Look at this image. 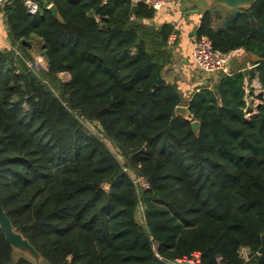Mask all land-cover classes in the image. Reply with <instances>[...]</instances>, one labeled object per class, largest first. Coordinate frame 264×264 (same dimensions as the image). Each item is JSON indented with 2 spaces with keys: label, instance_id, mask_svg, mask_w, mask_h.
I'll list each match as a JSON object with an SVG mask.
<instances>
[{
  "label": "trees",
  "instance_id": "16d2710c",
  "mask_svg": "<svg viewBox=\"0 0 264 264\" xmlns=\"http://www.w3.org/2000/svg\"><path fill=\"white\" fill-rule=\"evenodd\" d=\"M25 1L3 9L13 48H0V202L45 264H168L195 251L203 264H264V97L246 111L252 82L264 88V0L229 31L205 10L196 39L258 60L187 100L163 72L175 25L151 23L145 0H35L34 15ZM35 39L39 73L15 51L34 60ZM0 264H35L1 226Z\"/></svg>",
  "mask_w": 264,
  "mask_h": 264
},
{
  "label": "crops",
  "instance_id": "0c3cea01",
  "mask_svg": "<svg viewBox=\"0 0 264 264\" xmlns=\"http://www.w3.org/2000/svg\"><path fill=\"white\" fill-rule=\"evenodd\" d=\"M181 2H179L174 6L164 8L163 10L158 12L155 18L152 19L150 22L155 25H160L163 22H170L173 25H175L176 30L173 34H171L174 36L173 37L174 40L173 43L169 45V49L172 52V59L171 62L167 64V66L164 68L163 72H164L165 80L168 83H172V84L175 83L179 85L185 100H187L195 92V90L198 91L200 88L204 86L212 87L213 83L211 79L210 81H206L207 83H204L201 86L199 70L194 60V43L196 40L195 30H197L199 27L201 17L197 16L196 18L195 17L188 18L189 16L187 15L185 20L183 18L181 19V15H179L178 12V8ZM186 8L194 9V7L191 5H187ZM215 8L214 9L216 11L214 10L213 13L215 28L229 31L231 29V23H230L231 20L228 19L227 16L230 15L229 12L233 13L232 17L234 20L235 15L239 9H226L223 6H216ZM220 8H224V9L222 10ZM3 9L4 7L1 8V15L3 16V19L6 23V17ZM206 9L208 8L203 7L200 9L202 14L205 12ZM190 13H194V11H191ZM5 30L7 32L6 36L0 34L1 49L12 47L9 38L7 23ZM4 39H6V41H4ZM39 42H40L39 39H35L29 50V52L34 56V58H37L38 56L42 55L40 52V48L38 47ZM29 44L30 43L28 42V45ZM257 60L258 57L256 55L246 53L245 51L243 53L237 54L236 59L231 63V67H230L231 72L237 70L238 68L241 69L252 68L253 64ZM45 63H47L46 58H45ZM61 76L65 78L66 81L69 80L71 77L68 72H62ZM254 86H255V90H254L255 92L253 94L251 92L252 94L250 95L251 97L256 95V90L258 91L257 87L261 86V84L258 80L253 81L251 87L254 88Z\"/></svg>",
  "mask_w": 264,
  "mask_h": 264
},
{
  "label": "built area",
  "instance_id": "2783aa9c",
  "mask_svg": "<svg viewBox=\"0 0 264 264\" xmlns=\"http://www.w3.org/2000/svg\"><path fill=\"white\" fill-rule=\"evenodd\" d=\"M10 0H0V8H3ZM180 0H145V3L152 9H154L156 12H160L166 7H171L176 4H178ZM25 6L27 9L28 14L34 15L36 14L39 9V3L35 0H26ZM49 5L48 7H50ZM173 35H170L168 44L173 43ZM13 48V47H11ZM16 55L23 59V61L26 63L29 70L34 71L36 73H39L41 70H47V63H45V57L44 56H38L37 58H34V60H29L21 51L15 50ZM245 50L243 47H239L234 50L230 51H223L221 49L215 48L213 41L206 35H203L195 40L194 43V60L198 67L199 72L207 75V76H213L217 74H230L231 73V63L236 58L237 54L243 53ZM63 80L66 81L65 78L59 75ZM215 79V78H212ZM216 80V79H215ZM258 79H255L254 81H257ZM255 88V86H254ZM258 91L256 90L255 96H250L248 98V108L246 111L247 117L250 118L257 112L258 105L262 103V93L264 94V88L259 86L257 87ZM136 186L141 188H149L150 183L148 180L142 176V175H136L133 178ZM138 187V188H139ZM141 218L144 220V213H143V205L140 206ZM154 249L157 252V256L160 257L158 253V244L155 242ZM242 256L246 259H250V253L247 249H243L241 252ZM218 262L222 263V257H218ZM168 264H203L202 260V254L199 251L193 252L189 256H184L181 258L171 259L167 260Z\"/></svg>",
  "mask_w": 264,
  "mask_h": 264
},
{
  "label": "water",
  "instance_id": "95a60500",
  "mask_svg": "<svg viewBox=\"0 0 264 264\" xmlns=\"http://www.w3.org/2000/svg\"><path fill=\"white\" fill-rule=\"evenodd\" d=\"M257 0H183L187 5L194 7L192 11L199 12L201 8L206 7L208 9L216 6H223L228 9H248L252 7L253 3ZM49 9L55 17H59V11L56 5L52 4ZM197 34V30H195ZM25 46H28L27 41H23ZM264 97V94L262 93ZM176 113L186 119H191L192 114L190 109L186 105H179L176 108ZM193 130L195 133H199L201 123L198 120L192 122ZM0 226L5 233L8 243L13 247L14 252L19 253L21 256L34 262L35 264H45V260L39 251L31 244V242L20 232L16 230L11 219L8 217L7 212L4 210L0 202ZM260 255H264V233L262 235V245L258 251Z\"/></svg>",
  "mask_w": 264,
  "mask_h": 264
},
{
  "label": "rangeland",
  "instance_id": "374dc122",
  "mask_svg": "<svg viewBox=\"0 0 264 264\" xmlns=\"http://www.w3.org/2000/svg\"><path fill=\"white\" fill-rule=\"evenodd\" d=\"M187 7V5H186V3L185 2H181V4H180V6H179V8H178V12H179V15H181V19L183 18L184 20H185V18H186V16L188 15L189 17L188 18H191V17H201V15H202V12L200 11V12H194V13H190L191 11H192V9L191 8H186ZM220 9H224V8H220ZM177 11V10H176ZM236 11V10H235ZM229 16H227V18L228 19H230L231 21L233 20V13H231V12H229ZM5 27H6V23H5V21H4V19H3V16L1 15V8H0V34H2L3 36H6L7 35V32H6V30H5ZM4 41H6V39H4ZM5 43V42H4ZM12 44V43H11ZM220 74H217L216 76L215 75H213V76H207V75H205V74H203V73H201V72H199V77H200V83H201V86L204 84V83H207L206 81H210L212 78H215V79H217L218 78V76H219ZM215 79H212V83H213V85H214V83L216 82V80ZM253 94V93H252ZM92 129L94 130V131H96V132H98L99 133V131H98V129L97 128H95V127H92ZM140 215V217H141V214H139ZM140 219H142V218H140ZM15 254H16V256L18 257V256H20V257H22L19 253H17V252H15Z\"/></svg>",
  "mask_w": 264,
  "mask_h": 264
}]
</instances>
